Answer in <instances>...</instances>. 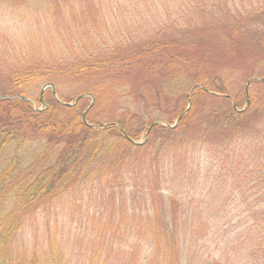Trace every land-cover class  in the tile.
<instances>
[{"label": "rangeland", "instance_id": "rangeland-1", "mask_svg": "<svg viewBox=\"0 0 264 264\" xmlns=\"http://www.w3.org/2000/svg\"><path fill=\"white\" fill-rule=\"evenodd\" d=\"M227 19L243 21L250 37L263 38L264 0H0V87L7 86L16 62L70 55L97 40L95 28L101 25V39L108 45L165 36L201 39L218 57L214 68L222 69V89L232 96L236 110L245 112L248 79H264V56L240 59L247 50L237 53L215 30ZM43 85L30 90V101L39 98ZM58 91L65 100L88 94L87 84L65 83ZM248 98L249 123L242 121L245 126L231 133L198 138L181 132L169 141L158 140L153 151L162 149L163 177L154 173L153 190L146 181L150 189L140 188L137 174H125L115 181H81L37 207L10 247L0 248V264H169L152 260L145 233L148 219L155 222L157 210H168L171 197L180 201L184 214L183 264H264V83L248 87ZM159 103L148 118L174 120V103ZM176 103L183 106L181 98ZM124 111L139 115L145 105L133 95L107 101L96 106L91 118ZM179 136L186 142L171 160ZM41 147L40 142L21 146L16 154L20 167H27ZM13 206L7 200L2 212Z\"/></svg>", "mask_w": 264, "mask_h": 264}, {"label": "trees", "instance_id": "trees-1", "mask_svg": "<svg viewBox=\"0 0 264 264\" xmlns=\"http://www.w3.org/2000/svg\"><path fill=\"white\" fill-rule=\"evenodd\" d=\"M227 20L226 24L218 23L215 30L227 37L225 42L237 53L247 50L240 59L250 62L264 56V37L255 40L245 32L243 21ZM100 27L95 28L99 39L82 44L70 55L60 53L46 59L33 56L29 62H16L7 86L0 87V163L5 161L0 166V248L10 247L28 214L48 200L74 190L81 181L101 182L105 178L115 181L125 174H137L140 188L152 189L154 173L156 178L163 177L162 149L153 151L158 140L169 141L181 132L198 138L199 134L209 132L231 133L245 126L242 121L249 123L251 100L245 112L236 111L232 96L222 89L224 82L219 74L222 69L214 68L218 57L211 54L213 49L209 46L206 49L207 44H201V39L165 36L108 45L101 39ZM248 82V87L264 83L254 76ZM40 83L53 84L59 100L73 106L59 104L49 89L42 95L43 106L39 98L34 100L37 108L30 101H24L22 98L29 100L30 90ZM65 83L87 84V92L94 101L92 105L90 98L76 100V96L65 100L58 91ZM132 83L136 86L131 89ZM184 89L189 91L184 93ZM132 95L145 105V113L135 115L124 111L112 118L101 114L91 118L101 103ZM180 98L183 106L177 107ZM162 99L174 103V120L160 122V119L148 118ZM85 112L87 123L94 129L82 121ZM174 123L176 126L172 129ZM146 135L145 143L149 140V146L132 144ZM177 138L171 160L178 157L177 150L186 142L184 136ZM32 142H40L42 147L29 165L21 168L16 154L21 146ZM145 181L150 188L144 186ZM10 199L14 206L5 214L2 207ZM181 206L176 197H171L168 210L165 208L161 213L157 210L155 222L148 219L151 224L148 222L145 237L152 260L183 264L181 247L186 235L182 234Z\"/></svg>", "mask_w": 264, "mask_h": 264}, {"label": "water", "instance_id": "water-1", "mask_svg": "<svg viewBox=\"0 0 264 264\" xmlns=\"http://www.w3.org/2000/svg\"><path fill=\"white\" fill-rule=\"evenodd\" d=\"M261 81L264 82V79H261ZM249 83H250V82L247 83L246 88H245V91H246V107H247V106L249 105V103H250L249 98H248V86H249ZM196 87H200V88H202V86H195L194 88H196ZM48 89L51 90L52 95L54 96L55 100H56L59 104L64 105V106H66V107H72V106H73V104H71V103L66 104V103H62V102L59 100V98H58L57 95H56V92H55V89H54L53 84H46V85H44V86L42 87V89L40 90L39 101H40L41 104H43L42 95H43V93H44L46 90H48ZM191 91H192V90H191ZM191 91H190V92H191ZM190 92H189L188 95H187L188 98H189ZM82 98H90V99H91V105H92V103H93L92 95H90V94H88V95H80V96H78V97L76 98V100H79V99H82ZM2 99H12V97H3ZM22 99H23L24 101H30V100H28V99H26V98H22ZM30 102H31L32 104H34L32 101H30ZM188 107H190V104H189ZM89 108H90V107H89ZM89 108H88V109H89ZM88 109H87V110H88ZM87 110H86V111H87ZM236 111L239 112V113L242 112V111H240V110H236ZM182 115H183V114H182ZM182 115L179 117V119L182 117ZM82 121L84 122V124H85L86 126H88V127L91 128V129H94V126L88 124L87 121H86V112L83 113V115H82ZM174 127H175V125H174ZM146 137H147V135L144 137L143 142H132V144L135 145V146H142V145L145 143V141H146Z\"/></svg>", "mask_w": 264, "mask_h": 264}, {"label": "bare ground", "instance_id": "bare-ground-1", "mask_svg": "<svg viewBox=\"0 0 264 264\" xmlns=\"http://www.w3.org/2000/svg\"><path fill=\"white\" fill-rule=\"evenodd\" d=\"M41 106H43V104L40 103Z\"/></svg>", "mask_w": 264, "mask_h": 264}]
</instances>
